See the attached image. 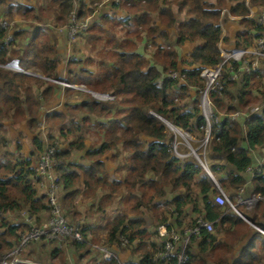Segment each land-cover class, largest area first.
I'll return each instance as SVG.
<instances>
[{
	"label": "trees",
	"instance_id": "16d2710c",
	"mask_svg": "<svg viewBox=\"0 0 264 264\" xmlns=\"http://www.w3.org/2000/svg\"><path fill=\"white\" fill-rule=\"evenodd\" d=\"M30 1L7 5L0 0L1 18L14 20L15 8L25 21H40L35 27L15 23L9 43L10 29L0 27V257L18 245L24 230L44 224L50 216L48 195L38 189L42 177H36V160L56 143L55 156L62 160L54 168L59 201L69 222L85 217L84 240L69 237L64 239L67 247H62L54 244L57 240L43 238L30 243L28 256L37 250L47 253L43 262L55 264H70L71 259L74 264H168L156 259L166 242L160 226L183 233L202 215L215 230L205 229L193 239L185 264H264V232L229 204L215 201L216 181L236 202L239 196L260 195L253 209L244 203L237 208L264 230V59L251 73L239 70L236 79H228L231 67L226 64L224 90L211 92L218 117L211 122L208 153L214 177L195 157L173 151L174 133L163 120L196 138L206 135L207 120L198 97L206 86L201 72L223 60L221 43L237 48L258 44L264 31L259 21L264 0H112V9L100 13L99 19L91 17L102 0H36V6ZM250 6H258L253 16ZM224 9L237 16L233 35L224 32ZM74 10L78 20L89 22L77 36L84 35L93 48L103 51L69 58L63 76L58 70L59 39L48 29L67 26ZM118 10L136 17L115 16ZM176 13H185L186 18L179 19ZM132 23L138 29L131 33ZM117 26L126 33L107 29ZM145 37L154 48L151 56L139 49ZM186 42L196 44L187 58H181L177 46ZM15 58L22 68L38 69L46 78L5 66ZM239 66L234 62L236 70ZM48 78L84 84L114 98L97 99L85 91L82 100L47 111L49 128H59L58 134L49 132L47 140L39 128L44 109L57 89L75 92ZM7 119L25 122L34 132L38 128L30 154L21 152L20 145L17 151L9 149ZM73 150L84 151L78 161L71 159ZM257 157L263 159L260 171L254 167ZM112 162L116 167L110 171L107 165ZM84 197L90 201L85 212L78 203ZM118 203V213L109 216L108 209ZM44 211L48 217L41 221ZM93 212L98 213L95 218ZM95 245L113 251V257L105 259L104 250ZM128 250L136 258L123 259Z\"/></svg>",
	"mask_w": 264,
	"mask_h": 264
},
{
	"label": "built area",
	"instance_id": "2783aa9c",
	"mask_svg": "<svg viewBox=\"0 0 264 264\" xmlns=\"http://www.w3.org/2000/svg\"><path fill=\"white\" fill-rule=\"evenodd\" d=\"M97 3V2H95ZM248 3V0H247ZM257 7L251 9L250 16L256 14ZM254 9L255 12H254ZM225 9L223 10V12ZM259 21L264 26V9L259 15ZM15 25L14 20H9L0 17V27H7L10 29L9 34L6 37V42L9 43L13 39V33L11 29ZM89 26L88 20L80 21L77 19L76 10L72 12L70 21L66 26L67 37L72 40L75 39L80 31H84ZM221 54L223 60L215 67H205L201 72V76L205 81V88L199 96L201 101V108L204 116L207 120L206 135L204 136L205 148L210 143L211 138V122L212 120L217 121L218 117L215 116V112L211 103V92L218 90L221 93L224 90V81L221 79L224 72L225 65L231 67L230 74L227 76L228 79H236L239 76V70H247L251 73L257 70L260 60L264 59V31L263 35L259 38L258 44L253 46H248L244 48L229 47L224 48L220 44ZM234 62L240 64L239 69L234 68ZM13 70L22 71L24 69L16 64L11 66ZM65 82V81H64ZM67 86H71L70 83H65ZM106 98H111L112 96L105 94ZM258 107H254L256 110ZM239 112L234 113L236 116ZM40 122V121H39ZM41 124V123H40ZM56 143L50 144L41 157L36 162V177H42L41 181H45L47 186V195L50 205V216L48 220L42 225H33L31 228L24 230L20 235V242L17 246L12 248L2 257H0V264H55L50 262L38 261L29 256H24L25 249L30 245L31 242L40 241L43 238L50 240H57L59 242L66 238H74L77 240H84V225L83 220L76 222H69L65 214L63 213L62 205L59 201L58 191L60 189V181L57 174L54 172V168L58 166L62 160L55 156ZM263 160L260 161L259 167L262 165ZM212 177L213 173L209 169V164L206 161L202 163ZM258 167V170L261 169ZM248 171L254 172L255 169L252 167L248 168ZM218 193L215 195V201L218 204L225 205L231 203L230 197L227 195L226 191L219 185L216 181ZM261 198L260 195L254 194L250 199H244L243 197H238V204L254 202ZM235 209L237 206L233 205ZM238 211V209L236 210ZM214 231V223L202 215L198 216L196 222L192 226H187L184 228V232L178 231L176 228H168V225L162 224L159 228V234L165 237V248L156 253V259L159 258L163 261L169 262L168 264H185L189 259V244L194 238H199L203 230ZM124 243L128 242L127 237L121 236ZM104 250L105 259H111L114 255L113 251L109 250L105 246H101Z\"/></svg>",
	"mask_w": 264,
	"mask_h": 264
},
{
	"label": "rangeland",
	"instance_id": "374dc122",
	"mask_svg": "<svg viewBox=\"0 0 264 264\" xmlns=\"http://www.w3.org/2000/svg\"><path fill=\"white\" fill-rule=\"evenodd\" d=\"M36 5H38V4H36ZM174 8V11H177V7L176 6H174L173 7ZM252 8H254V7H252ZM257 9V10H256ZM256 9H254V12H255V10L256 11H258V6H257V8ZM257 13V12H256ZM184 15V14H183ZM182 14L180 15V16H178L179 17V19H185L186 18V16L184 15L183 16ZM21 18H23V17H21ZM24 21V22H23ZM21 22H22V26H28L29 24L30 25H32V26H34L35 27V25H37V22H35V20H33V19H29L28 21L26 20L25 21V19H21ZM223 25H224V27L227 29V33L229 34V35H233L234 34V32H235V30H236V28L238 27V24L236 23V21H233L232 19H230V18H225L224 20H223ZM54 27H56V26H54ZM120 27H122V26H117V28H112V27H108L107 29H109V31L110 32H114V31H116L117 33H118V35H121V34H123L124 32L126 33V29L124 28V29H122V31L119 29ZM130 27L131 28H136V25L134 24H130ZM137 28H138V26H137ZM56 29H57V32L60 34L61 32H64V40L61 42L62 43V45H63V47L61 46V48L60 47H58V49H59V56H60V58H61V60H62V64L61 65H63V64H65V67H66V70H67V67H68V59L69 58H71V57H79V55L80 56H82V57H86L87 55H93V56H96V54H97V52L99 53V52H101V51H103L100 47L99 48H93V46L90 44V43H88V42H86V38L84 37V35H80V36H77L75 39H72V40H70L68 37H67V31H66V26H64V27H56ZM117 29L119 30V31H117ZM48 30H50V28L48 29ZM131 31V33L132 32H134V30H130ZM54 33L56 34V31H54ZM52 37H53V35H52ZM54 38V37H53ZM151 42V41H150ZM150 42H148L147 40H141L140 41V44H142L143 45V47H144V52H146V53H148V56H151V54L153 53V51H154V48L152 47V46H150ZM194 46H195V43H193V42H187L183 47H181V49H182V51H181V54H184L183 53V51L184 52H186V53H190L191 51H192V49L194 48ZM180 48L178 49V52H179V50H181ZM61 51V52H60ZM179 54H180V52H179ZM187 56H189V54L187 55ZM182 58V57H181ZM187 58V57H186ZM16 64H18V65H20L19 64V60L17 59V58H15V59H13V60H11L8 64H6L5 66L6 67H8V68H10V69H12L11 68V66H13V65H16ZM21 66V65H20ZM64 67V66H63ZM24 72L25 73H28V74H32V75H35V76H39V77H43V78H46L45 77V75H43L42 73H41V71H39L38 69H32V68H26V69H24ZM49 80H53V81H56V82H58V83H62V84H64L65 85V83L66 82H64V81H62V80H59V79H53V78H48ZM62 81V82H61ZM71 87H73V88H75V91L76 92H74V94H73V96H75V97H77V98H74L73 97V99H75V100H78V99H80L78 96L80 95H84V93H86L87 91L88 92H90L94 97H96L97 99H103V100H108V99H110V98H106L105 96V94L104 93H101V92H99V91H96V90H90L86 85H84V84H71ZM205 88V87H204ZM204 90V89H203ZM202 90V91H203ZM86 91V92H85ZM40 91H37V93H39ZM79 94V95H77L76 96V94ZM202 93V92H201ZM201 95V94H200ZM199 95V96H200ZM111 96V95H110ZM198 96V97H199ZM112 98H114L113 96H112ZM200 98V97H199ZM74 101V100H73ZM200 103H201V101H200ZM47 111H49L48 110V108H45L44 109V112H43V114H42V116H41V118H40V122H39V128H40V131H41V133L42 134H44V137L45 138H47V140H50V133L49 132H51L52 133V131L53 130H51L50 128H49V124H48V122H47V120H46V118H45V114H46V112ZM234 115V114H233ZM164 121H165V124L167 125V128H168V130L169 131H171V132H173L174 133V142H173V151L178 155V156H180V157H189V156H192V157H195L197 160H198V162L205 168V166L202 164L203 162L205 163L206 161L208 162L209 161V159H208V153H209V146L210 145H208L207 146V148H205V145H203L202 143H204V138L205 137H202V138H196V137H194L193 135H191L190 133H188V132H185L183 129H181V128H176V126H175V129H173V128H171L170 126H169V124L167 123V122H170V121H168V120H166V119H163ZM8 122H9V120H8ZM8 122H6V124H5V127H6V133H7V135L9 136V138H14V136L16 135V132H15V130H13L12 128L10 129V130H8V127H9V124H8ZM41 123V124H40ZM170 124H172L171 122H170ZM173 125V124H172ZM29 128V127H28ZM58 131H59V128L58 127H55ZM36 131L38 130V128H34ZM56 129H54V131H53V133H55V134H58V131L56 130ZM31 130V133L33 134V133H36V131L34 132V130L33 129H29V131ZM29 131H27V137L26 136H22V140L25 142L26 140L27 141H29V137H30V135H29ZM40 131H38V132H40ZM183 132V133H182ZM18 137H20V136H18ZM88 139H87V142H88V144L90 145V143H91V139L89 138V137H87ZM20 139H21V137H20ZM26 141V142H27ZM194 149H196L197 150V152H198V154H199V156H198V154L197 153H195L194 152ZM26 153V152H25ZM29 153H26V155H28ZM198 157L202 160V162H200L199 161V159H198ZM206 169V168H205ZM206 171H207V169H206ZM220 185V184H219ZM221 186V185H220ZM227 193V192H226ZM228 195V194H227ZM229 196V195H228ZM231 199V198H230ZM89 199L88 198H79V200H78V202L80 201V203H81V205H83V207H84V209H83V211L85 212V209H87V205H88V203H90V201H88ZM256 204V203H255ZM229 205H230V207L234 210V211H236L237 209H235L234 207H233V205H235V206H237L238 205V202H236V201H234V199H231V203H229ZM120 206H121V203H118V204H116L115 206H112V210H110L109 212H110V214H109V216L111 215V217L112 216H114L116 213H118V211H119V208H120ZM250 207H253V204H250L249 205ZM86 207V208H85ZM92 209V208H91ZM248 209H251V208H248ZM253 209V208H252ZM239 210V209H238ZM240 211V210H239ZM92 212V211H91ZM91 212L89 213V214H91ZM238 213V212H237ZM93 214H94V218L98 215V213L97 212H93ZM13 218H12V220H17V219H15V216H12ZM251 225H255V224H253L249 219H246ZM214 229H215V227H214ZM66 242V240H64L63 242H57V241H55L54 242V244H60L62 247H67V243H65ZM53 245V244H52ZM96 247H98V248H100L101 246H103V245H95ZM28 250H29V247H27L26 249H25V251H24V256H26V257H28V255H29V253H28ZM30 251V250H29ZM126 252H128V253H125L124 252V254H129V255H131L132 256V252L130 251V250H128V251H126ZM27 253V254H26ZM33 255L31 256H29L30 258H33V259H35V260H40V259H38L37 258V256L39 255V251H35V253L33 252L32 253ZM129 258H131V257H129ZM128 258V259H129ZM41 261H43V260H41ZM46 261V260H45ZM75 262V261H74ZM57 264H59V263H57Z\"/></svg>",
	"mask_w": 264,
	"mask_h": 264
},
{
	"label": "crops",
	"instance_id": "0c3cea01",
	"mask_svg": "<svg viewBox=\"0 0 264 264\" xmlns=\"http://www.w3.org/2000/svg\"><path fill=\"white\" fill-rule=\"evenodd\" d=\"M21 1H25V0H6V2H7V5H8V3H17V2H21ZM112 0H102L101 2H100V4H99V9L96 11V14L94 15H92V17L91 18H94V17H96L97 19H99V14L100 13H104V12H107V11H110L111 9H112V7H111V5H110V2H111ZM114 1H119V0H114ZM30 3L31 4H34L35 6H36V0H31L30 1ZM0 7H1V5H0ZM8 7V6H7ZM7 7H6V5L4 6V9L6 10L5 11V14H6V16H8L7 14H9V9H7ZM253 7H257V6H253ZM251 10V9H250ZM4 11V10H3ZM13 11H14V14L16 15L13 19H14V21H15V23H17V22H21V19H24V18H21V16L18 14V12L16 11V9L14 8L13 9ZM176 12V11H175ZM116 14H115V16H120V15H123V16H126V17H128L127 19H129V20H133L135 17H136V15L134 16V14H132V13H130V12H127V11H125V10H118L117 12H115ZM177 14V16H180L181 14L183 15H185L186 16V14L185 13H181V14H178V13H176ZM183 15V16H184ZM9 17V16H8ZM229 18L230 17V19H235V18H237V16H234V15H232L231 13H230V11L228 10V9H225V11L222 13V18H223V20L225 19V18ZM11 18V17H10ZM90 18V17H89ZM37 23H40V21L39 20H35ZM133 25H134V23H132ZM129 29L130 30H136V29H138L137 27L136 28H131L130 26H129ZM223 29H224V32H227V29L223 26ZM54 31H56V34L54 33ZM49 32H50V34L51 35H53V37L54 38H58L59 39V43H58V47H60L61 48V46L63 47V45H62V41L64 40V32H61L60 34L57 32V29H56V27H53L52 29H50L49 30ZM160 38V41L161 40H164L163 38H161V37H159ZM144 40V39H143ZM145 40H148V38L147 37H145ZM187 43V42H186ZM185 43V44H186ZM185 44H183L182 46H177V49H181V47H183ZM196 44V43H195ZM221 45H222V47H224V48H229L230 46L229 45H226V44H224V43H221ZM151 46V45H150ZM59 48V49H60ZM139 49H141V50H143V52H144V47H143V45L142 44H140L139 45ZM181 51H182V49L181 50H179V52H180V56L182 57V58H186V57H188L187 55L188 54H190L189 52L188 53H186V52H184L183 51V53L184 54H181ZM61 52V51H60ZM64 66V67H63ZM59 72L63 75V76H65V74H66V67H65V64H63V65H60L59 66ZM75 89V88H74ZM76 92V91H75ZM77 95H79L78 93L76 94V96ZM73 97L74 98H77V97H75V96H73V94L71 95V94H67L66 92H65V90H64V88H59V89H57V92L55 93V95H54V97H53V99H52V102L49 104V106L47 107L48 108V110H57V109H61L62 108V106L64 105V103L66 102V101H69V102H72V103H75V102H78V101H80V100H82L83 98H84V95H79L78 97L80 98V99H78V100H75V99H73ZM74 100V101H73ZM8 120H9V122H8ZM5 122H8V124H9V127H8V130H10L11 128L13 129V130H15V132H16V135L14 136V138H9V136H8V138L10 139V147H9V149L11 150V151H17L18 149H19V145L21 146V152H23V153H29L30 154V152L32 151V150H34L35 149V144H34V142H33V139H32V137L34 136V134H32L31 133V130L29 131V128H28V126H27V124L25 123V122H17V123H14V122H12L10 119H7ZM27 131H29V135H30V137H29V141H23L22 140V136H26L27 137ZM54 131V130H53ZM52 131V132H53ZM7 134V133H6ZM18 136H20L21 137V139H20V137H18ZM86 143H87V145H89L88 144V142L86 141ZM63 147H66V144L65 145H62ZM84 153V151H78V150H73V152H72V157H71V159L72 160H76V161H78L79 159H80V157L82 156V154ZM37 156H35V158H36ZM263 159L262 158H260V157H257V164L254 166L255 168H258L259 167V165H260V161H262ZM85 161H87V160H85ZM36 162H37V160H36ZM108 168L110 169V171H112L113 169H114V167H116V163H109L108 165ZM251 173H253V172H251ZM38 189H39V191H40V193L42 194V193H45V194H47V186H46V184H45V181H38ZM252 197V196H251ZM250 199V198H249ZM79 203V207L83 210L84 209V207H83V205H81V203H80V201L78 202ZM245 204V203H244ZM250 204H253V207H250L249 205ZM88 205H89V203H88ZM87 205V206H88ZM246 206H247V208H254V206L256 205L254 202H249V203H246L245 204ZM112 207V206H111ZM86 208V207H85ZM114 208V207H113ZM108 211H110V208L108 209ZM243 214V213H242ZM42 217H41V221H44V220H46V218L48 217V212L47 211H44V212H42L41 214H40ZM243 218H245V219H248L244 214H243ZM84 221H86L85 220V217H83L82 218ZM34 247H38V245H35ZM35 253V252H34ZM128 253V252H127ZM129 257H131V258H136L134 255H127V254H122V258L123 259H125V260H127ZM37 258L38 259H40V258H42L41 260H43V261H45V260H47L46 258H48V255H47V253H42V254H39L38 256H37ZM131 258H129V259H131ZM71 263L70 264H74V259H71V261H70Z\"/></svg>",
	"mask_w": 264,
	"mask_h": 264
},
{
	"label": "water",
	"instance_id": "95a60500",
	"mask_svg": "<svg viewBox=\"0 0 264 264\" xmlns=\"http://www.w3.org/2000/svg\"><path fill=\"white\" fill-rule=\"evenodd\" d=\"M198 159H199V161L200 162H202V160L198 157ZM209 171V170H208ZM238 213L241 215V216H243V214L240 212V211H238ZM244 217V216H243ZM255 227H257L260 231H263L262 230V228L261 227H259V226H257V225H254Z\"/></svg>",
	"mask_w": 264,
	"mask_h": 264
},
{
	"label": "bare ground",
	"instance_id": "6f19581e",
	"mask_svg": "<svg viewBox=\"0 0 264 264\" xmlns=\"http://www.w3.org/2000/svg\"><path fill=\"white\" fill-rule=\"evenodd\" d=\"M167 123L169 124V126H170L171 128L175 129V125L170 124V122H167ZM176 128H177V127H176ZM182 133H183V132H182ZM194 152L198 154V152H197L196 149H194ZM198 156H199V154H198ZM199 157H200V156H199Z\"/></svg>",
	"mask_w": 264,
	"mask_h": 264
},
{
	"label": "clouds",
	"instance_id": "9594fccd",
	"mask_svg": "<svg viewBox=\"0 0 264 264\" xmlns=\"http://www.w3.org/2000/svg\"><path fill=\"white\" fill-rule=\"evenodd\" d=\"M253 7V6H252ZM24 69V68H23ZM177 127V126H176ZM178 128V127H177ZM210 169V168H209ZM207 172L209 173V171L207 170ZM209 175H210V173H209ZM239 211V210H238ZM238 211H236V212H238ZM263 230V229H262ZM263 232H264V230H263Z\"/></svg>",
	"mask_w": 264,
	"mask_h": 264
}]
</instances>
